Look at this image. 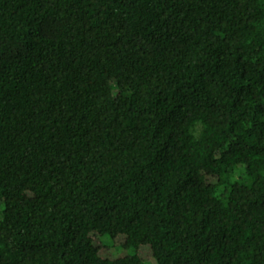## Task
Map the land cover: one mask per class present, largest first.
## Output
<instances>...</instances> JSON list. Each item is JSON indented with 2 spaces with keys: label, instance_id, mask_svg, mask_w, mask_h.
<instances>
[{
  "label": "trees",
  "instance_id": "trees-1",
  "mask_svg": "<svg viewBox=\"0 0 264 264\" xmlns=\"http://www.w3.org/2000/svg\"><path fill=\"white\" fill-rule=\"evenodd\" d=\"M150 259L264 264V0H0V264Z\"/></svg>",
  "mask_w": 264,
  "mask_h": 264
},
{
  "label": "rangeland",
  "instance_id": "rangeland-1",
  "mask_svg": "<svg viewBox=\"0 0 264 264\" xmlns=\"http://www.w3.org/2000/svg\"><path fill=\"white\" fill-rule=\"evenodd\" d=\"M103 242L106 244H110V241L107 238L105 240H103ZM148 264H155V261L153 259H150Z\"/></svg>",
  "mask_w": 264,
  "mask_h": 264
}]
</instances>
